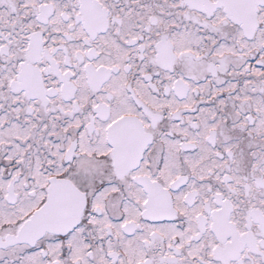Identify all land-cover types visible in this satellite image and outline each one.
I'll list each match as a JSON object with an SVG mask.
<instances>
[{"label": "snow or ice", "instance_id": "6c2138e0", "mask_svg": "<svg viewBox=\"0 0 264 264\" xmlns=\"http://www.w3.org/2000/svg\"><path fill=\"white\" fill-rule=\"evenodd\" d=\"M0 264H264V0H0Z\"/></svg>", "mask_w": 264, "mask_h": 264}]
</instances>
